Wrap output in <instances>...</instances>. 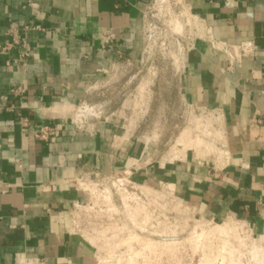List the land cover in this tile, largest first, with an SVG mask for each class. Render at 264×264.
<instances>
[{"label":"crops","instance_id":"crops-1","mask_svg":"<svg viewBox=\"0 0 264 264\" xmlns=\"http://www.w3.org/2000/svg\"><path fill=\"white\" fill-rule=\"evenodd\" d=\"M151 1L0 0V44L9 22L46 27L30 31L27 63L14 62L18 49L0 53V103L13 86L28 89L22 108L0 110V264H97L74 217L91 202L93 174L167 184L202 218L246 223L264 254V0H185L200 28L178 91L207 112L208 137L178 151L141 139L104 99L142 60ZM19 112L55 126L51 140L24 129Z\"/></svg>","mask_w":264,"mask_h":264},{"label":"rangeland","instance_id":"rangeland-1","mask_svg":"<svg viewBox=\"0 0 264 264\" xmlns=\"http://www.w3.org/2000/svg\"><path fill=\"white\" fill-rule=\"evenodd\" d=\"M144 17L142 71L126 73L120 88L108 87L106 108H116L124 122L129 118L128 128L133 120L135 134L155 146L201 148L207 112L185 104L178 91L183 56L200 22L183 0H152ZM85 107L79 118L88 113ZM130 180L129 173L85 180L92 198L75 214V227L93 240L97 264L264 263L258 233L243 221L202 218L167 184Z\"/></svg>","mask_w":264,"mask_h":264},{"label":"built area","instance_id":"built-area-1","mask_svg":"<svg viewBox=\"0 0 264 264\" xmlns=\"http://www.w3.org/2000/svg\"><path fill=\"white\" fill-rule=\"evenodd\" d=\"M183 2L185 5H187L185 0H183ZM27 5L35 6L34 0H27ZM33 30L45 31L46 27L41 23H36L33 21H30L22 26H18L14 24L13 22H9L6 28V31H5L7 40L3 44H0V53L9 54L12 50L18 49L19 55L14 60V62L23 63V64L27 63L28 59L34 53V46L28 37L30 31H33ZM102 33L104 35V41L106 44L113 43L117 36L115 30L111 27L104 28L102 30ZM117 52L120 57L124 56L121 51L118 50ZM144 53H145V48L143 50V56H144ZM183 59L184 60L182 61V65L180 67V73H181V70L183 69L185 55L183 56ZM142 60H143V57H142ZM137 67L138 66H136V68ZM141 71L142 69L138 67L136 74H139ZM133 78H134V75L131 76L129 81H131V79ZM142 83L143 82H140V84L138 85V88ZM27 90H28L27 87L24 85L13 86L10 89L9 94H8V98L10 101L9 104L3 105L0 103V110L5 108L8 111H15L17 108H22L25 102V96H26ZM139 92H140V88H139ZM18 115H19V122L24 129L31 130L35 134V136L42 141L48 142L51 140V137L55 133V130H56L55 126L51 124H44L39 127H36L32 124L30 118L27 115H25L22 112H19ZM130 181L133 182L132 180Z\"/></svg>","mask_w":264,"mask_h":264},{"label":"bare ground","instance_id":"bare-ground-1","mask_svg":"<svg viewBox=\"0 0 264 264\" xmlns=\"http://www.w3.org/2000/svg\"><path fill=\"white\" fill-rule=\"evenodd\" d=\"M88 107V106H87ZM79 109H81V107L79 108ZM85 110H86V108H85ZM89 112V111H88ZM77 117V116H76ZM130 185V184H129ZM74 224V223H73ZM222 229H224V228H222ZM103 253V252H102ZM204 261H206V260H204ZM206 263H207V261H206Z\"/></svg>","mask_w":264,"mask_h":264}]
</instances>
